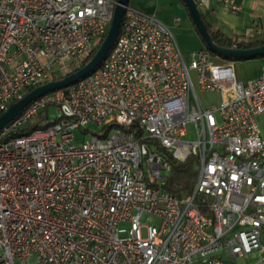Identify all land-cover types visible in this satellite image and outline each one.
I'll return each instance as SVG.
<instances>
[{"label":"built area","instance_id":"1","mask_svg":"<svg viewBox=\"0 0 264 264\" xmlns=\"http://www.w3.org/2000/svg\"><path fill=\"white\" fill-rule=\"evenodd\" d=\"M116 4L0 0V114L81 68ZM195 83L219 92L220 105L202 107ZM260 117L264 66L237 81L231 62L205 48L185 57L165 24L127 5L94 72L32 101L0 131V264H237L254 253L251 264H264ZM36 119L32 132L10 135ZM163 153L195 158L191 194L165 189Z\"/></svg>","mask_w":264,"mask_h":264},{"label":"crops","instance_id":"2","mask_svg":"<svg viewBox=\"0 0 264 264\" xmlns=\"http://www.w3.org/2000/svg\"><path fill=\"white\" fill-rule=\"evenodd\" d=\"M203 1L204 5L197 8L211 30L231 39L240 38L246 32L257 29L264 35V0ZM128 5L156 16L172 33L176 32L181 22L192 33L191 20L182 0H129ZM202 48L200 46L197 50ZM189 54L183 55L188 57Z\"/></svg>","mask_w":264,"mask_h":264},{"label":"water","instance_id":"3","mask_svg":"<svg viewBox=\"0 0 264 264\" xmlns=\"http://www.w3.org/2000/svg\"><path fill=\"white\" fill-rule=\"evenodd\" d=\"M184 6L188 12L190 20L200 37L201 42L205 45L211 53L218 57L226 59H245L253 58L264 55V45L250 49H234L224 48L215 44L208 34L207 29L201 19L200 12L196 6L194 0H182ZM129 0H117V4L114 8L112 21L110 27L99 45L97 51L92 58L84 66L76 70L75 72L57 79L41 86H38L29 92H27L21 99L14 102L9 108L0 114V131L6 127L14 118H16L32 101L41 98L51 92L59 89L67 88L79 80L85 78L92 72H94L100 64L105 60L109 51L113 47L117 36L119 34L121 22L124 15L125 7L128 5Z\"/></svg>","mask_w":264,"mask_h":264},{"label":"rangeland","instance_id":"4","mask_svg":"<svg viewBox=\"0 0 264 264\" xmlns=\"http://www.w3.org/2000/svg\"><path fill=\"white\" fill-rule=\"evenodd\" d=\"M190 22V21H189ZM191 25V32H188L186 30V26L181 22V24L177 27L178 29L176 32L174 31L172 34L174 35L177 44L181 50V52L187 56L192 51H196L200 46H203L200 37L198 36L192 22H190ZM234 69L235 79L237 81H246L248 79H251L258 75L264 66V57H257L253 59H247V60H233L231 61ZM192 79L195 81V74L194 72H191ZM195 90L198 97V100L202 107L207 108L211 106L218 107L221 103V94L216 91H201L196 83H195ZM49 113V120L55 119L57 116V112L55 107H50L48 110ZM259 127L261 129V137L264 139V118L260 117L258 119ZM90 132H98L101 130V127L96 126L95 124H90L85 127ZM188 135L184 138L185 140H192L194 138L193 136V129L189 125L187 126ZM145 225H152V226H158V221L154 217H148L145 220ZM142 236H145V229H142L141 231ZM260 254L254 253L246 258L240 257L236 259L237 264H251L253 263Z\"/></svg>","mask_w":264,"mask_h":264},{"label":"trees","instance_id":"5","mask_svg":"<svg viewBox=\"0 0 264 264\" xmlns=\"http://www.w3.org/2000/svg\"><path fill=\"white\" fill-rule=\"evenodd\" d=\"M196 3V0H194ZM183 3V1H182ZM184 5V3H183ZM200 12V11H199ZM188 13V12H187ZM201 19L207 29L208 34L211 36L213 42L221 47L224 48H234V49H250L259 47L261 45H264V35H255L252 38H250L248 41H239L237 38H226L219 34L218 32H215L210 29V27L207 25L203 18V14L200 12ZM190 18V17H189ZM203 44V43H202ZM99 47V46H98ZM98 47L94 49L89 56L87 57L86 61L83 63L82 66H84L89 60L92 58V56L97 51ZM203 47L205 48V45L203 44ZM206 49V48H205ZM211 56L217 57L220 60L231 62L233 60H247V59H253L257 57H264V55L253 57V58H245V59H226L223 57H218L217 55L211 53L208 49H206ZM61 77H58L56 79H60ZM55 79V80H56ZM65 89V88H63ZM30 90H28L29 92ZM13 104V103H12ZM11 104V105H12ZM39 119H36L34 121H30L27 124L21 126L16 131L10 133L11 136H22L25 134H28L32 132L37 127V122ZM163 157L169 162L171 166V170L169 175L165 179V189L179 197L187 196L191 194L195 180H196V160L193 157L188 158L184 162H177L174 160L170 155L167 153L162 154Z\"/></svg>","mask_w":264,"mask_h":264}]
</instances>
